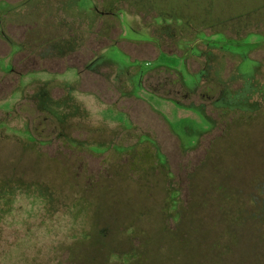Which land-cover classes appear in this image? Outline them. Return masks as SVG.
Listing matches in <instances>:
<instances>
[{"label":"rangeland","instance_id":"374dc122","mask_svg":"<svg viewBox=\"0 0 264 264\" xmlns=\"http://www.w3.org/2000/svg\"><path fill=\"white\" fill-rule=\"evenodd\" d=\"M0 264H264V0H0Z\"/></svg>","mask_w":264,"mask_h":264},{"label":"flooded vegetation","instance_id":"af4514ba","mask_svg":"<svg viewBox=\"0 0 264 264\" xmlns=\"http://www.w3.org/2000/svg\"><path fill=\"white\" fill-rule=\"evenodd\" d=\"M12 68H13V64H12ZM13 70H14V68H13Z\"/></svg>","mask_w":264,"mask_h":264},{"label":"clouds","instance_id":"9594fccd","mask_svg":"<svg viewBox=\"0 0 264 264\" xmlns=\"http://www.w3.org/2000/svg\"><path fill=\"white\" fill-rule=\"evenodd\" d=\"M35 231V230H34Z\"/></svg>","mask_w":264,"mask_h":264}]
</instances>
